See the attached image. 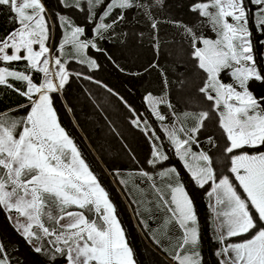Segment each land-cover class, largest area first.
<instances>
[{"label":"snow or ice","instance_id":"obj_1","mask_svg":"<svg viewBox=\"0 0 264 264\" xmlns=\"http://www.w3.org/2000/svg\"><path fill=\"white\" fill-rule=\"evenodd\" d=\"M167 6L168 0H57V10H50L47 0H0V20L7 28L0 35V104L11 93L22 98L14 110L0 109V212L30 246L38 245L33 251L47 256L49 264H138L108 191L61 123L56 105L59 102L65 111H73L63 98L73 79L104 89L107 95L99 101L89 93L102 114V105L108 106L109 97H116L128 109L133 129L149 142L145 166L130 175L134 183L139 180L145 185L136 184L137 189L151 193L144 211L151 216L154 202L156 211L167 214L164 224L174 222L180 230L176 237L162 233L171 248L163 250L176 264L205 261L198 217L183 176L175 166L163 167L170 158L183 161L181 167L189 180L201 188L207 185L211 189L207 196L215 197L210 207L216 217L224 218L214 229L218 264H264V94L251 87L253 82L264 84L253 41L254 32L264 36V0H198L189 9L195 19L178 24L169 21L182 33L176 54L186 52L192 67L204 74L196 91L208 104L196 113H184L193 119L191 127L164 125L174 147L170 155L163 151V134L147 119L151 115L164 122L179 115L167 90L160 96L147 93L149 112L137 113L123 96L96 79L94 72L71 71L65 57L50 54L49 42L58 43L60 53L70 45L73 59L89 69H100L102 65L88 57L86 50L105 54L108 50L100 46L101 41L126 36L121 26L128 24L129 13L149 21L159 49L155 13ZM77 13L83 16L79 23ZM56 28L62 30V39L55 36ZM208 32H214L215 38ZM258 43L264 45V39ZM106 59L119 68L111 55ZM152 68H159L157 61L144 71ZM161 82L168 83L163 74ZM187 83L180 81L182 91ZM161 105L171 110L169 115L159 110ZM105 121L109 132L123 142L107 116ZM213 121L223 135L222 145L212 130ZM217 152L229 162L227 174L215 166ZM119 171L113 169L111 174ZM120 183L127 184V180L120 179ZM65 219L69 222L62 224ZM142 223L147 225L146 220ZM155 243L160 246L161 241ZM0 264H19L2 239Z\"/></svg>","mask_w":264,"mask_h":264},{"label":"trees","instance_id":"obj_2","mask_svg":"<svg viewBox=\"0 0 264 264\" xmlns=\"http://www.w3.org/2000/svg\"><path fill=\"white\" fill-rule=\"evenodd\" d=\"M197 2L198 0H168L167 9H160L155 13L157 19L159 20L158 23L159 42H162L163 45H165L166 43L169 44V43H174V41H181L182 33L178 30L177 27L173 26L172 23H169V21H173L176 24H178L179 22L187 23L195 19L196 14L190 11L189 9L190 6L194 5ZM128 21L129 22L127 25L121 26L124 32L127 33L126 36L117 35L114 38L108 39L107 41H101L100 46L105 48L106 44L110 43L108 50L110 51L113 58H115L116 60L123 59L122 61H118L119 63L118 65L122 69H124V71L126 72L132 71L133 68H137L140 70L141 73L134 75V74L126 73L124 71H120L119 68L115 67L113 63L109 62L107 59L104 61L105 68L103 67L99 71L102 80L106 84H108L110 87L114 88L120 94L128 98L131 102L139 106L141 113L147 115V113L149 112V108L146 106L145 95L150 92L154 96H160L165 94V90H167V94H168L169 89L178 87L180 85V81H182L183 79L178 76L174 77L173 74L185 72L186 64L183 65L180 62L188 60V55L186 52L183 53L181 56L175 53L173 57L179 56L180 60L173 62L172 61L162 62L161 59L162 57H159L157 60V63L159 64V68H152L150 71L145 72L144 71L145 67L148 66V64L152 63L154 60L153 59L154 53L152 50V46L155 45L153 33L150 28L149 21L146 20L143 15H140L138 13H131V16L128 18ZM135 27H141L138 34V41L135 35ZM5 31H7V28L3 25V21L0 20V35H2ZM141 33L143 34L142 36L140 35ZM208 35L215 38L214 32H208ZM95 38L96 37H94L93 39ZM262 39H264V36H259L254 32L253 41L257 52V62L259 65H261L262 71H264V45L258 43V41ZM128 46H131L132 49L131 51L127 49ZM162 53L163 56L170 54L169 52H166V50L164 51V49ZM67 60L68 61L72 60V58L69 57ZM8 63L9 62H5V64ZM90 70L93 71V69ZM166 73L169 75L168 77L166 76ZM162 74L164 75L165 80L168 81L167 84L161 82ZM40 75L42 77V74ZM16 86L20 87L21 85L17 84ZM251 87L257 92V94H264V84L253 82L251 84ZM5 100L6 103L0 104V109L11 108L14 110V106L22 102V98L17 96L15 93H11L5 96ZM87 103H85L84 105H87ZM174 104L176 105V112H179V110L182 109L181 105L179 103H174ZM79 106L81 108H84L83 104H80ZM117 107L119 110L121 108L124 111L122 106L120 107L117 106ZM159 110L165 115H169V113L171 112V110L167 109L164 105H161ZM185 112L186 111H184V113ZM110 114L112 115L111 117L118 119V116H115L112 113ZM180 115H182L181 112ZM59 116L62 125L66 128L69 134L75 139L86 161L90 164L92 170L100 177L102 185L108 191L109 197L112 199L115 205L116 214L123 228L125 229V234L128 239V243L134 251L135 258L138 264H165L164 260L156 253L146 250L145 245L141 240V238H139V236L135 234V231L132 230L131 225L128 221V217H127L128 215L126 216V214H124L120 202L114 196V193L107 178L105 177L104 173L101 171L93 155L86 147V145L81 141L80 137L76 134V132L73 131L71 127H69L65 118L60 113ZM183 117H184L183 120H180V122L183 123L182 127H189V126L191 127V125L193 124V120H189L190 118L186 119L185 116ZM99 119L103 121V124H105V128L103 132L100 131L97 132L96 130L94 136L91 135L92 136L91 139L93 143H95V145L97 144V148L101 149V151H103L104 148L106 149L107 152L110 151V158H106L105 154L104 157L108 166L111 167L112 169L111 172L113 171L114 166H117L116 164L120 166L118 167V169L120 170L119 173L116 176L113 175L112 176L117 182V184L120 186L123 193L126 195L128 201L132 203L137 221L140 224L144 232V235L154 246H156V248H158L162 253H164L169 259L173 260L169 256L168 252L163 250L164 248H168L169 251H171V248H169V241L162 236V233L167 232L168 235L176 237L175 233L178 231L180 233V230L175 226L174 222L167 225L164 224V221L167 219V214L164 212L156 211L154 207V202H153V211L150 216L147 212L144 211V209L149 206L147 201L151 199H149L147 196H144L142 201L140 202L136 197L134 198L136 199L135 200L137 202L136 204L134 199L130 196L131 195L130 192L127 190V184L120 183V179L121 178L124 179L126 177L129 184L135 187L136 190H137L135 186L136 184H140V188L141 185H144L139 180H135L134 183V177L130 174L135 173L138 170L136 168V165L127 164L129 161L132 160L130 153L118 140V138L114 134L109 132L106 121L103 120L102 117H100ZM122 119L123 117H120L118 119L119 120L118 122L120 124L118 126L121 128V130H123L120 122V120ZM147 119L149 120L150 123L153 124L154 127L158 129V134L159 133L163 134L162 141L164 144L163 151L165 152V154L170 155L171 153H173L174 147L170 146V141H168L167 134L164 132V125L165 122H167L168 125L170 123L176 122V117L170 116V118L164 122L156 121L155 117L151 115H147ZM178 127H181L179 123H178ZM122 132L124 133V130ZM129 134L130 135L132 134L131 130L129 131ZM129 139H130L129 143L133 152L139 157V159L141 158V160H143L142 158L147 154L146 145L144 141L141 138L136 140V137L133 138V134L132 136L129 137ZM168 161L172 163V166H175L177 169L180 170L183 176V181L185 184L186 191L188 192L189 196L191 197L194 203L196 215L198 217V225L200 228L202 254L204 257L205 264H218V258L216 255V251H217L216 246L218 243L216 241V233L214 231L215 223L211 219L212 212L208 206L207 199L205 197L201 199L193 192L192 188L189 185V180L187 179L184 171L182 170L181 163L178 158H170ZM138 191L140 190L138 189ZM136 205L137 206L139 205L141 210L143 209L144 211L143 218H145V220L149 224L150 223L152 224L153 233L146 231V229L144 228L143 226L144 224L142 223L141 217L138 214L139 211H137ZM71 210H75V209H71ZM0 239L3 240L5 247L11 250V253L14 257V261H18L19 264H49L47 256H45L43 253H37L33 251V247L38 245L30 246L25 241V239L20 234H18V232L13 226V223L10 222L2 212H0ZM157 239L161 241L160 246H158L157 243H155V240ZM59 264H64V262L60 261Z\"/></svg>","mask_w":264,"mask_h":264},{"label":"rangeland","instance_id":"obj_3","mask_svg":"<svg viewBox=\"0 0 264 264\" xmlns=\"http://www.w3.org/2000/svg\"><path fill=\"white\" fill-rule=\"evenodd\" d=\"M161 46H163V47L160 48V51H158L156 49H152L153 53H154V55H153L154 60L159 58V57H162L161 58L162 62L163 61H172L173 62V61L180 60L179 56L173 57V55L176 53L177 49L181 47V44H178L177 41H174V43H169V44L166 43L165 45H163V43H162ZM162 48L164 49V51L166 50V52H169L171 54V56H170V54L163 56L162 55L163 54ZM127 49H129L130 51L132 50L131 46H128ZM53 53H54V51H52V53H50V54L53 57H55ZM99 55L102 57L101 58V63H102L101 68H103L105 66L104 61L106 60V58L103 55L107 56V55H111V53L108 50L105 54H99ZM113 60L118 65L119 64L118 61H122L123 59L116 60L115 58H113ZM180 63H182L183 65L186 64L185 72H180L178 74L176 73V74H173V76L174 77L178 76V77L182 78L183 80H187L188 83L184 86L183 91L180 89L179 86L176 88L169 89L168 90V96H169V99L172 101V103H179L182 107H184V105L186 103H189V102H192V103L190 104V109L188 108L186 110H182V109L179 110V112H177V113H179V115L175 116L176 122L169 124V125L175 124L177 127H178V123L181 127L183 126L182 123L180 122V120H183V118H184L183 117L184 111L190 112V113H196V112L203 110V109H206L208 107L207 102H205L203 100V97L198 95L197 91H196L197 88L203 83V80H202V77L204 75L203 72H197L192 67V61L189 59V57H188V60L182 61ZM187 64H189L190 66ZM68 68L74 72L80 71L79 66H73V67H68ZM119 69H122V68L119 66ZM99 70L94 72L95 78L103 81L101 78V74H100ZM89 72H93V71L85 70L84 73L88 74ZM124 72H126V71H124ZM126 73L137 75V74H140L141 72L139 69L133 68L132 71H127ZM166 76L168 77L169 75L166 73ZM225 82H227V81H225ZM103 83L106 84L104 81H103ZM106 85H108V84H106ZM108 87H110V86L108 85ZM110 88H112V87H110ZM112 89L115 92L119 93L114 88H112ZM89 93L92 96H95L98 101L101 100L103 98V96L107 95V93L104 91V89L98 87L95 83H92V82H90L88 80H84V79H80V80L73 79L71 81L70 85L67 86V90L63 96L64 99L68 100L69 104L73 108V111L71 113L65 111V109L60 105L59 102H57L56 106L59 110V113L65 118L69 127H71V129L76 132V134L80 137L81 141L86 145V147L89 149V151L93 155V157L96 160L97 164L99 165L101 171L104 173L105 177L107 178V180H108V182L112 188V191L114 193V196L120 202V205L122 207V210L124 211V214H126V216L128 215L127 216L128 221L131 225L132 230H134L135 234L139 236V234H138L139 232L135 228L136 226L132 224V214L130 212L131 211L130 208L128 207L130 204V207H131V209L135 215L133 205H132V203H130L128 201L126 195L123 193L120 186L117 184V182L113 178V176L111 174L112 169H111V167L108 166L107 162L105 161L104 154H105L106 158H110V151L107 152L105 148L104 149L102 148L103 151H101V149L97 148V144L95 145V143H93L91 137L94 136L96 130H97V132L98 131H100V132L104 131L105 124H103V121H101L99 118L102 117L103 120H105V116H107V119L112 121L113 125L117 128V130L121 132V136L123 137V142H121V139H119V138H118V140L123 144L124 147H125V145H127V147H125V148L128 150L131 157H133V156L135 157L134 160L132 159L127 164L128 165H132V164L136 165L137 170H139L145 166V161L150 156L149 142L144 138V136L138 130L133 129L131 124L128 122V118L130 116L128 109H126L124 107V105L121 104L118 99H116V97H114V96L109 97L110 102H109L108 106L105 107L104 105H102V107H104V113L102 114L91 103V101L89 99ZM120 96H123V95L120 94ZM123 97L125 100L128 101V103L132 106V108H134L137 111V113H141L139 106H137L135 103L131 102L125 96H123ZM85 103H87V105H84ZM80 104H83L84 108H81L79 106ZM117 106H119V107L122 106L124 111L121 108L119 110ZM180 112L182 113V115H180ZM110 113H112L115 116H118V119L120 117H123V119L120 120V122H121V126L124 130V133L122 132L123 130H121V128L118 126V125H120L118 122L119 120L111 117L112 115ZM186 119L193 120L191 118V116L186 117ZM193 123H194V121H193ZM165 124H168V123L165 122ZM211 127H212V130L217 131V135L220 137L219 142L222 145L224 142V138H223V135L216 129L215 121H213V124ZM100 128H101V130H100ZM128 130L129 131L131 130V132L133 134V138L136 137V140L141 138L144 141V143L146 145L147 154L145 153L146 155L145 156L143 155L144 156L142 158L143 160H141V158L139 159V157L133 152V150L130 146V143H129L130 142L129 137L132 136V134L130 135ZM178 135H180V133H178ZM103 152H105V153H103ZM116 165L117 166H114V169H117L118 167H120V166H118V164H116ZM149 167L150 166L147 165V169H149ZM165 168H167V167H165ZM124 179L127 180L126 177ZM128 184H129V182L127 183V190L130 192V194H131L130 196L133 199L137 197V199L141 202L144 196H147L149 199L152 198L151 193H148V194L142 193L141 191H138V189L136 190L135 187L131 186L130 184L128 185ZM142 187L144 188L145 185H141V188ZM205 198L207 199L208 206L212 212L211 213V215H212L211 219H212V221H214L215 226H216V224L219 223L220 221H222L224 218L222 216L216 217V213H214L213 209L210 207V204L215 205V197L213 196L212 198H209L206 194ZM110 200L112 201L111 198H110ZM135 200L136 199H134V201ZM112 203H113V201H112ZM136 204H137V202H136ZM193 206H194V203H193ZM136 209H137V211H139L138 214L141 217V220L145 221V218H143V214H144L143 209L141 210L139 205L138 206L136 205ZM194 210H195V207H194ZM70 211H72V210L70 209ZM127 211H128V213H127ZM219 211H220V208H217V212H219ZM195 213H196V210H195ZM12 215H13V217H15L16 214L13 213ZM23 219L24 218L21 217V220H23ZM135 219L137 220L136 215H135ZM68 222H69L68 219L61 221L62 224H66ZM150 224L147 222V225L146 226L143 225V226L146 229V231L153 233L152 232V224L151 225ZM121 226H122V224H121ZM139 227L141 228L140 224H139ZM141 230H142V228H141ZM144 245H145L146 250L150 251L151 248H149V247H151V246H149L145 243H144ZM164 262H165V264H169L165 260H164Z\"/></svg>","mask_w":264,"mask_h":264},{"label":"crops","instance_id":"obj_4","mask_svg":"<svg viewBox=\"0 0 264 264\" xmlns=\"http://www.w3.org/2000/svg\"><path fill=\"white\" fill-rule=\"evenodd\" d=\"M48 1V6H49V8H50V10H57V0H47ZM61 2H63V0H61ZM131 16V13H129V15H128V18ZM83 19V16H81V15H79L78 13L76 14V22L77 23H79L81 20ZM129 29V28H128ZM140 29H141V27H135V35H136V37H137V41H138V34H139V31H140ZM61 29H59V28H56V29H54V34H55V36L57 37V38H60V39H62V37H61ZM129 31V30H128ZM95 37V34L94 33H92L91 34V38L93 39ZM49 44L53 47V51H54V56L56 57V56H58V55H62V56H64L66 59H68L69 57H71L70 55H69V53L71 52V46L70 45H65V48H64V51H63V53H60L59 52V44L57 43V44H52V42H49ZM109 44L110 43H107L106 44V46H105V48L108 50V47H109ZM160 44L162 45V42H160ZM34 48H35V50H38V46H34ZM161 48V47H160ZM160 48L159 49H156L155 48V45H153L152 46V49H156V50H158V51H160ZM88 57H90V58H93V59H96L97 61H98V63H100L101 65H102V63H101V56L99 55L100 53H97L96 51H95V49H89V50H86V53H85ZM105 58H106V55H103ZM108 56V55H107ZM112 56V55H111ZM72 58V57H71ZM112 59H113V56H112ZM158 60V58L157 59H155V61H157ZM73 66H79V70L80 71H83V72H85V70H89V71H91L89 68H87V65L86 64H81V63H79V60L78 59H73L72 58V60H69L68 61V63L66 64V67H73ZM99 69H97V70H93V72H95V71H98ZM192 102H189V103H186L185 105H184V107H182V109H184V110H186V109H190V104H191ZM182 125H183V123H182ZM215 128V127H214ZM221 144V143H220ZM150 157V156H149ZM215 161H216V164H215V166L218 168V170H219V172H222V173H225V174H227L226 173V166H228V161L227 160H225L224 158H223V156H221V154L219 153V152H217L216 153V155H215ZM180 163H181V165L183 164V161H180ZM169 165H171L172 166V163L170 162V161H167V162H164V164H163V167H168ZM152 169V167L150 166L149 167V170H151ZM156 170H160V168L158 167ZM155 170V171H156ZM182 170L184 171V173H185V175H186V177H187V179L189 180V178H188V174H186V169L185 168H183L182 167ZM189 185H190V187L192 188V190H193V192L199 197V198H203V197H205V195L207 194V192L208 191H210L211 189H210V187H208L207 185L204 187V188H201V187H199L198 185H195L192 181H190L189 180ZM129 208H130V212H131V214H132V224L133 225H135L136 227V230L139 232L138 234H139V238H141V240L143 241V243H145V244H147V245H149V246H151V247H149V248H151L150 249V251H152V252H154V253H156L158 256H160L163 260H165V261H167L169 264H176L175 263V261L174 260H171V259H169L164 253H162L158 248H156V246H154L148 239H147V237L144 235V233H143V231L141 230V228L139 227V224H138V222H137V220L135 219V215H134V213H133V211H132V209H131V207H130V204H129V206H128ZM127 213H128V211H127ZM176 234V236H179L181 233H179V231L178 232H176L175 233ZM163 238V237H162ZM231 239V241H235V238H230ZM229 241H225V243H228ZM216 250L218 251V249H219V245L217 244V246H216ZM155 250V251H154ZM216 251V252H217Z\"/></svg>","mask_w":264,"mask_h":264}]
</instances>
